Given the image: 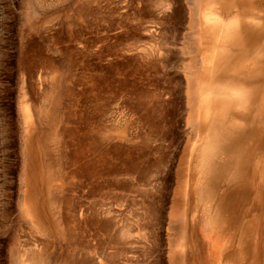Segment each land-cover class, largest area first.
<instances>
[{
	"label": "rangeland",
	"instance_id": "1",
	"mask_svg": "<svg viewBox=\"0 0 264 264\" xmlns=\"http://www.w3.org/2000/svg\"><path fill=\"white\" fill-rule=\"evenodd\" d=\"M209 1L0 0V264H264V0Z\"/></svg>",
	"mask_w": 264,
	"mask_h": 264
},
{
	"label": "bare ground",
	"instance_id": "2",
	"mask_svg": "<svg viewBox=\"0 0 264 264\" xmlns=\"http://www.w3.org/2000/svg\"><path fill=\"white\" fill-rule=\"evenodd\" d=\"M242 1H243V0H242ZM242 1H241V2H242ZM208 2H210V1L208 0ZM245 4H246V3H245ZM206 5H207V4H206ZM220 6H221V5H220ZM242 6H243V5H242ZM246 6H247V4H246ZM248 6H249V5H248ZM249 7H250V6H249ZM202 8H203V6H202ZM221 8H222V6H221ZM221 8H220V9H221ZM244 8H245V7H244ZM252 9H253V7H252ZM216 10H217V9H216ZM244 10H245V9H244ZM206 11H207V10H206ZM212 11H213V10H212ZM217 11L220 12L219 10H217ZM217 11H216V12H217ZM254 12H255V11H253L252 13H254ZM232 13H233V12H232ZM242 13H243V12H242ZM244 13H246V12H244ZM213 14H214V13H213ZM216 14H217V13H216ZM220 14H221V13H220ZM245 15H246V14H245ZM256 15H257V14H255V16H256ZM228 16H230V15H228ZM232 16H233V15H232ZM247 16H248V15H247ZM251 16H252V15H251ZM257 16H258V15H257ZM220 17H221V16H220ZM249 17H250V16H249ZM249 17H248V18H249ZM260 17H261V16H260ZM218 18H219V17H218ZM222 18H223V17H222ZM227 18H228V17H227ZM234 18H235V17H234ZM216 19H217V18H216ZM228 19H230V18H228ZM250 19L252 20V17H250ZM223 20H224V18H223ZM236 20H237V19H236ZM248 20H249V19H248ZM253 20H254V19H253ZM259 20H260V19H259ZM261 20H262V19H261ZM261 20H260V21H261ZM263 20H264V19H263ZM260 21H259V22H260ZM212 22H213V21L211 20V25L213 24ZM214 22H216V21H215V17H214ZM232 22H233V21H232ZM237 22H238V21H237ZM240 22H241V19H240ZM217 23H218V22H217ZM222 23H223V22H222ZM245 23H247V22L245 21ZM245 23H244V24H245ZM252 23H253V22H252ZM256 23H257V20H256ZM261 23H262V21H261ZM218 24H219V23H218ZM231 24H233V23H231ZM242 24H243V22H242ZM233 25H234V24H233ZM235 25H236V22H235ZM259 25H260V24H259ZM224 26L227 28V26H226L225 24H224ZM224 26H222V27L224 28ZM242 26H243V25H242ZM256 26H257V25H256ZM205 27H206V26H205ZM212 27H213V25H212ZM217 27H219V26L217 25ZM222 27H221V28H222ZM232 27H235V26H232ZM236 27H237V26H236ZM236 27H235V29H237ZM239 27H240V28H239ZM250 27H251V26H250ZM250 27H249V28H250ZM221 28H219V29H221ZM246 28H248V27H245V28L243 27L242 29H246ZM251 28H252V27H251ZM254 28H255V27H254ZM258 28H260V27H258ZM219 29H218V30H219ZM235 29H234V30H235ZM255 29H256V28H255ZM223 30H224V29H223ZM237 30H238V31L241 30V23H240V26L238 25V29H237ZM246 30L249 31V29H246ZM246 30H244V31L242 30V31H243L242 33L244 34V32H247ZM224 31H225V30H224ZM226 31H228V30H226ZM251 31H253V30H251ZM210 32H211V31H210ZM212 32H213V31H212ZM220 32H221V31H220ZM222 32H223V31H222ZM222 32L220 33V36L223 35ZM235 32H236V30H235ZM249 32H250V31H249ZM207 33H208V32H207ZM225 33H226V32H225ZM225 33H224V34H225ZM236 33H237V35L240 34L239 32H236ZM226 34H228V37L230 38L231 35L229 36V33H226ZM208 35H209V34H208ZM208 35H207V36H208ZM212 35H213V34H212ZM259 35H260V34H259ZM259 35H258V36H259ZM216 36H217V35H216ZM220 36H219V33H218V37H219V39H220ZM241 36H243V35H241ZM241 36H240V37H241ZM247 36H248V35H247ZM247 36H246V37H247ZM250 36H251V35H250ZM250 36H249V37H250ZM208 37H209V36H208ZM212 38L214 39L215 36L212 37ZM226 38H227V37L225 36V39H226ZM247 38H248V37H247ZM209 39H210V37L208 38V40H209ZM213 39H212V40H213ZM227 39H228V38H227ZM210 40H211V39H210ZM216 40H217V39H216ZM221 40H222V41H221ZM213 41L216 42L215 39H214ZM234 41H235V40H234ZM237 41H239V40L237 39ZM237 41H236V42H237ZM208 42H209V41H208ZM210 42H211V41H210ZM217 42H218V41H217ZM219 42H223V36H222V39L219 40ZM228 42H229V41H228ZM230 42H232L231 39H230ZM230 42H229V44H230ZM223 43H224V42H223ZM212 44H214V47H215V43H212ZM224 44H225V43H224ZM231 44H232V43H231ZM219 45H221V44H219ZM226 45H228V43H226ZM261 46H262V45H261ZM209 47H210V45H209ZM212 47H213V45H212ZM224 47H226V46L224 45ZM262 47H263V46H262ZM210 48H211V47H210ZM216 48H217V47H216ZM218 48H219V50H220V46H218ZM218 48H217V51H218ZM254 48H255V47H254ZM211 49H212V48H211ZM213 49H214V48H213ZM221 50H223V47L221 48ZM225 50H226V49H225ZM225 50H224V52H225ZM258 50L260 51V49H258ZM261 50H262V49H261ZM210 51H211V50H210ZM212 51H213V50H212ZM218 52H219V51H218ZM226 52H228V50H227ZM254 52H255V51H254ZM260 52H261V51H260ZM212 53H213V52H212ZM255 53H256V52H255ZM255 53H254V54H255ZM257 53H258V52H257ZM261 53H262V52H261ZM261 53H258V54L262 55ZM219 54H221V51L219 52ZM222 54H223V55H226V54H224V53H222ZM229 54H230V52H229ZM256 56H257V55H256ZM258 56H259V55H258ZM213 57H215L214 54H213ZM211 59H212V57H211ZM213 59H214V58H213ZM213 59H212V60H213ZM257 61H259V60H257ZM257 61H256V62H257ZM260 61H261V60H260ZM210 62H211V61H210ZM213 62H214V60H213ZM254 63H255V62H254ZM208 64H210V63H208ZM208 66L210 67V65H208ZM211 67H212V66H211ZM211 67H210V69H211ZM207 68H208V67H207ZM208 69H209V68H208ZM256 71H257V70H256ZM234 75H235V74H234ZM235 76H236V75H235ZM239 79H240V78H239ZM242 86H243V85H242ZM235 87H236V85H235ZM239 87H240V86H239ZM237 88H238V87H237ZM240 88H241V87H240ZM239 90H240V89H238V91H239ZM25 104H26V103H25ZM26 105H27V104H26ZM24 108H25V107H24ZM26 112H28V111L26 110ZM28 114H29V113H28ZM24 115H25V114H24ZM30 115H31V114H30ZM30 115H29V116H30ZM27 117H28V116H27ZM25 118H26V117H25ZM28 119H29V117H28ZM28 119H26V120H28ZM24 121H25V120H24ZM120 233H122V232H120ZM120 235H121V234H120ZM31 259H32V258H31ZM29 260H30V257H29ZM33 260H35V259L33 258ZM33 260H32V262L35 263V261H33ZM30 262H31V261H30ZM32 262H31V264H32ZM26 263H27V262H26ZM34 263H33V264H34ZM36 263H37V262H36ZM36 263H35V264H36ZM27 264H30V263H27Z\"/></svg>",
	"mask_w": 264,
	"mask_h": 264
}]
</instances>
